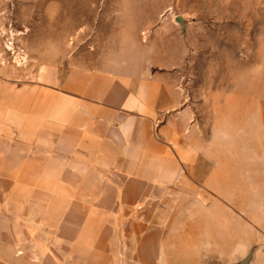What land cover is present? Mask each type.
<instances>
[{"label": "crops", "instance_id": "crops-1", "mask_svg": "<svg viewBox=\"0 0 264 264\" xmlns=\"http://www.w3.org/2000/svg\"><path fill=\"white\" fill-rule=\"evenodd\" d=\"M175 63L160 67L174 69ZM148 73L95 75L90 87L77 85L83 97L77 114L54 121L60 132L74 128L75 141L59 147L66 151L49 168L44 165L42 186L30 183L39 180L35 173L13 179L29 183L21 194L13 191L12 222L0 228V243L13 252L0 256V264L236 263L247 255L229 261L212 248L228 244L229 229L236 244L244 243L243 213L256 245L248 264H264L259 105L250 124L236 116L232 129L225 122L219 129L213 170L211 135L193 123L195 110L180 79L172 71ZM59 100L66 114L68 96ZM46 122H53L50 116ZM193 181L203 182L201 192ZM229 215L235 219L230 225Z\"/></svg>", "mask_w": 264, "mask_h": 264}, {"label": "rangeland", "instance_id": "rangeland-1", "mask_svg": "<svg viewBox=\"0 0 264 264\" xmlns=\"http://www.w3.org/2000/svg\"><path fill=\"white\" fill-rule=\"evenodd\" d=\"M172 62L174 69L160 67ZM168 71L195 110L193 123L211 135L214 170L219 129H232L236 116L250 124L257 105L264 122V0H0V228L12 222L13 191L21 194L29 183L13 179L35 173L39 180L30 183L42 186L44 165L49 168L66 151L59 147L75 141L74 128L60 132L54 121L77 114L83 98L78 84L90 87L95 75ZM63 94L66 114L59 110ZM55 168L58 163L50 166ZM189 183L199 192L204 187ZM245 183L250 188L251 181ZM243 215L244 243L236 244L229 229L228 244L212 252L230 261L256 246L249 214ZM12 252L9 243H0V256Z\"/></svg>", "mask_w": 264, "mask_h": 264}, {"label": "water", "instance_id": "water-1", "mask_svg": "<svg viewBox=\"0 0 264 264\" xmlns=\"http://www.w3.org/2000/svg\"><path fill=\"white\" fill-rule=\"evenodd\" d=\"M176 20H177L179 23L183 24V16L178 15V16L176 17ZM183 25H184V24H183ZM252 254H253V250H250V252L247 254V256H246L245 258H243L241 261L236 262V263H231V264H248L249 261H250V259H251V257H252Z\"/></svg>", "mask_w": 264, "mask_h": 264}]
</instances>
